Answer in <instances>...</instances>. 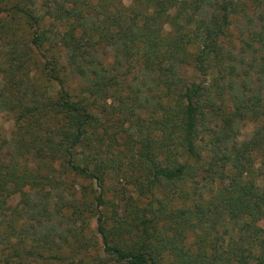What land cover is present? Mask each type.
I'll return each instance as SVG.
<instances>
[{
	"label": "trees",
	"instance_id": "16d2710c",
	"mask_svg": "<svg viewBox=\"0 0 264 264\" xmlns=\"http://www.w3.org/2000/svg\"><path fill=\"white\" fill-rule=\"evenodd\" d=\"M170 2L0 0V264H264V0Z\"/></svg>",
	"mask_w": 264,
	"mask_h": 264
},
{
	"label": "rangeland",
	"instance_id": "374dc122",
	"mask_svg": "<svg viewBox=\"0 0 264 264\" xmlns=\"http://www.w3.org/2000/svg\"><path fill=\"white\" fill-rule=\"evenodd\" d=\"M181 1L182 0H171V2L169 3V6L167 7L165 12H167L169 15L175 14L176 10L180 6ZM124 2L127 5L131 4V0H124ZM170 29H171V25L168 23L166 25V30H170ZM17 32H18L19 36H21V37L26 36L27 37L30 35L31 30L30 29L27 30L25 28L24 32L21 33L20 30L17 29ZM236 38H237V30L234 27H232L230 29V37H229V41L232 45L235 43ZM38 63L41 64V62H39V61H38ZM35 68H36V65H35ZM42 78H43V76H42ZM200 78H203V77L201 76ZM40 82L43 83L41 78H40ZM1 83H2V76H0V84ZM48 84L51 85L50 90L53 92L58 88V86L55 83L54 84L48 83ZM13 124H14V115L13 114H11L9 112H0V129L1 130H5L6 132L7 131L9 132L12 129ZM254 127H255V124L253 122H247V123L244 122V126L241 128L240 139H249L252 136V133L254 131ZM184 132H185V130L182 127V125L181 126L179 125L177 134L175 135V142H176V145L178 146L179 149H182V146H183ZM258 149H260V151H259L260 153H257V158H258V161L261 162L263 159L262 151H264V141H260ZM259 162H258V165H259ZM263 174H264V172H263ZM260 182H264V176L260 179ZM70 183L72 185L75 184L76 188H79L82 185L86 184V181L82 180L81 178L76 177V178H73ZM7 198H8V203L10 205H19V203H20L19 202L20 198L16 192H10L8 194ZM96 225H97L96 219L94 218L88 223L81 221V223L77 224V227L78 228L84 227V228H87V230L89 231V230H94L96 228Z\"/></svg>",
	"mask_w": 264,
	"mask_h": 264
}]
</instances>
